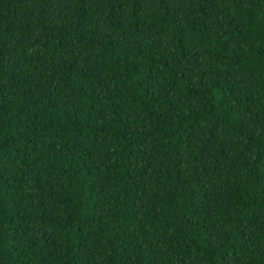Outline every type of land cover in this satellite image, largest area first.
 <instances>
[{
	"label": "trees",
	"instance_id": "obj_1",
	"mask_svg": "<svg viewBox=\"0 0 264 264\" xmlns=\"http://www.w3.org/2000/svg\"><path fill=\"white\" fill-rule=\"evenodd\" d=\"M0 264H264V0H0Z\"/></svg>",
	"mask_w": 264,
	"mask_h": 264
}]
</instances>
